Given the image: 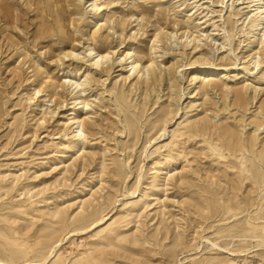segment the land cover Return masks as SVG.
<instances>
[{
  "label": "rangeland",
  "instance_id": "374dc122",
  "mask_svg": "<svg viewBox=\"0 0 264 264\" xmlns=\"http://www.w3.org/2000/svg\"><path fill=\"white\" fill-rule=\"evenodd\" d=\"M262 21L264 0H0V264H264Z\"/></svg>",
  "mask_w": 264,
  "mask_h": 264
},
{
  "label": "bare ground",
  "instance_id": "6f19581e",
  "mask_svg": "<svg viewBox=\"0 0 264 264\" xmlns=\"http://www.w3.org/2000/svg\"><path fill=\"white\" fill-rule=\"evenodd\" d=\"M257 27V29H264V21L258 23L257 25H255ZM256 29V30H257ZM189 39V33H187V40ZM194 39H192L191 41H193ZM112 54V52L110 51H107V52H104V51H97L95 47L93 46H90L89 47V56H94V59H95V65H98L100 64L103 60H106L110 57V55ZM136 64L133 65V69L136 70L138 67H139V64L137 62H135ZM154 66V63L152 62L149 66H146L144 67L145 70L147 71H150V69ZM85 106H87L85 104ZM75 124L77 125V129L79 133L82 132V130L84 129V126H85V120H81V119H77L75 121ZM82 128V129H80ZM79 133L75 135V137L79 136ZM246 171L250 172V170L248 168H245ZM250 225L254 228H256V225L254 224H251ZM57 245V244H56ZM29 248V247H28ZM27 249V248H26ZM54 255V256H53ZM57 253L55 254V251L52 252V254L50 255V258L53 259V258H56L57 257ZM48 258V259H50ZM47 259V260H48Z\"/></svg>",
  "mask_w": 264,
  "mask_h": 264
}]
</instances>
